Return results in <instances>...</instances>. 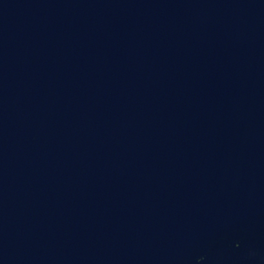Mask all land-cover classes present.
Wrapping results in <instances>:
<instances>
[{
  "label": "water",
  "instance_id": "water-1",
  "mask_svg": "<svg viewBox=\"0 0 264 264\" xmlns=\"http://www.w3.org/2000/svg\"><path fill=\"white\" fill-rule=\"evenodd\" d=\"M0 264H264V0H0Z\"/></svg>",
  "mask_w": 264,
  "mask_h": 264
}]
</instances>
